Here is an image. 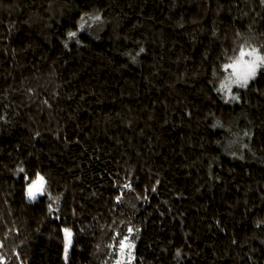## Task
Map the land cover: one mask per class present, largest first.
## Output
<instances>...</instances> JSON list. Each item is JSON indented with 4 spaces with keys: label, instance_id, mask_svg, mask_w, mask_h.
I'll list each match as a JSON object with an SVG mask.
<instances>
[{
    "label": "trees",
    "instance_id": "obj_1",
    "mask_svg": "<svg viewBox=\"0 0 264 264\" xmlns=\"http://www.w3.org/2000/svg\"><path fill=\"white\" fill-rule=\"evenodd\" d=\"M252 48L264 0H0V264H264Z\"/></svg>",
    "mask_w": 264,
    "mask_h": 264
},
{
    "label": "snow or ice",
    "instance_id": "obj_2",
    "mask_svg": "<svg viewBox=\"0 0 264 264\" xmlns=\"http://www.w3.org/2000/svg\"><path fill=\"white\" fill-rule=\"evenodd\" d=\"M68 35L71 38L75 37L76 33L70 32ZM245 57H249V59H245ZM261 67H264V55H261L255 48H252L248 51L241 49L238 57H236L231 63L224 65L226 71H231L226 78V82L221 83L218 91L227 90L229 96L231 97V85L235 84L240 87H246L249 80L256 76L257 70ZM231 98L238 99V97ZM21 171H23V169H21ZM45 183V178L37 173L35 180H32L28 185V196L32 199H35L37 194H42ZM129 231H131V229H129ZM65 235L68 238V243L70 244V231L65 229ZM127 239L128 237L125 236L123 240L120 241L119 251L121 255H123L126 248L134 247V245H129L126 243ZM65 254H67V246L65 247ZM129 259H131V256H129ZM116 264H120V261L117 260Z\"/></svg>",
    "mask_w": 264,
    "mask_h": 264
},
{
    "label": "rangeland",
    "instance_id": "obj_3",
    "mask_svg": "<svg viewBox=\"0 0 264 264\" xmlns=\"http://www.w3.org/2000/svg\"><path fill=\"white\" fill-rule=\"evenodd\" d=\"M245 59H249V57H245ZM262 68V67H261ZM260 68V69H261ZM259 70V69H258ZM257 70V71H258ZM231 70H228L227 71V74H226V78L228 77V75H229V72H230ZM226 78H225V81L224 82H226ZM250 81V80H249ZM223 82V83H224ZM242 87H240V86H238V85H235V84H232L231 85V97H237V93L235 92V90L236 89H241ZM220 93H221V97H222V99L225 101V102H229V101H233V100H235V99H232L230 96H229V94H228V92H227V90H223V91H220ZM35 180V179H34ZM46 188H47V185H46V183L44 184V188H43V192H42V194H37L36 195V197L35 198H37L38 196H41V195H43L45 192H46ZM27 196H28V188H27ZM29 197V196H28ZM30 198V197H29ZM30 199H32V198H30ZM67 230H69V229H67ZM70 231V230H69ZM64 232H65V230H64ZM70 233H71V238H72V232L70 231ZM65 237H66V235H65ZM71 244V243H70ZM70 244L68 243V238L66 237V246H67V248L70 246Z\"/></svg>",
    "mask_w": 264,
    "mask_h": 264
}]
</instances>
